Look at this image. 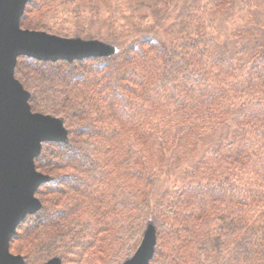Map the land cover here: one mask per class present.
<instances>
[{
    "label": "trees",
    "instance_id": "16d2710c",
    "mask_svg": "<svg viewBox=\"0 0 264 264\" xmlns=\"http://www.w3.org/2000/svg\"><path fill=\"white\" fill-rule=\"evenodd\" d=\"M180 1L28 0L24 29L123 44L18 57L32 111L68 129L35 158L50 180L10 241L24 264H121L148 223L150 264H264V0Z\"/></svg>",
    "mask_w": 264,
    "mask_h": 264
},
{
    "label": "water",
    "instance_id": "95a60500",
    "mask_svg": "<svg viewBox=\"0 0 264 264\" xmlns=\"http://www.w3.org/2000/svg\"><path fill=\"white\" fill-rule=\"evenodd\" d=\"M28 0H0V264H24L10 252V240L28 214L42 206L35 196L50 176L36 169L35 158L45 141H67L68 130L59 118L33 112L27 91L14 72L19 56L42 61L81 60L104 56L103 43L69 39L20 25ZM142 244L124 264H150L156 246L151 225ZM43 264H62L53 257Z\"/></svg>",
    "mask_w": 264,
    "mask_h": 264
},
{
    "label": "rangeland",
    "instance_id": "374dc122",
    "mask_svg": "<svg viewBox=\"0 0 264 264\" xmlns=\"http://www.w3.org/2000/svg\"><path fill=\"white\" fill-rule=\"evenodd\" d=\"M185 0H181L180 1V5H184L185 4V2H184ZM26 8V7H25ZM176 14H177V9L176 10H174V11H172V14H171V19H173L175 16H176ZM171 19L169 18V19H167V18H164L163 19V21H165V26H167V25H169V22L171 21ZM151 21V19L149 18L147 21H145V23L146 22H150ZM242 24V19H241V21H240V23L238 24V25H235V26H233V27H237V26H239V25H241ZM159 26V24L157 25V27ZM88 30H89V28H88ZM46 32V31H45ZM89 32H90V30H89ZM141 34H144V33H142L141 32ZM55 35V34H54ZM58 36V35H57ZM60 37H64V36H60ZM65 38H69V39H82V40H88V41H95V42H99V43H103V44H105V46L109 49V53H111V52H114V51H116V50H119V48H121V46H122V41L121 40H118V39H115V38H112V42H104L102 39H98V38H94V39H84L82 36H77V37H65ZM14 75H15V72H14ZM24 87V86H23ZM47 115H50V114H47ZM51 116H53V115H51ZM59 118V119H61L62 121H63V119L61 118V117H56V116H53V118ZM63 123H64V121H63ZM64 127L66 128V126H65V124H64ZM66 130H68L67 128H66ZM172 181H173V177H169V178H167V179H163V180H161L160 182H159V184L157 185V187H156V189H155V194L157 195L159 192H162V190L163 189H165V187L167 186V185H169V184H172ZM152 224L151 223H148L147 224V226H146V228H145V231H144V234H145V232L150 228L149 226H151ZM153 226V225H152ZM144 234H143V237H144ZM143 237H142V240H143ZM142 240L140 241V243H139V245L136 247V249H135V251H134V253L132 254V255H130L129 257H127L121 264H124L126 261H127V259H129L130 257H132L134 254H135V252L137 251V249L141 246V244H142ZM11 241V240H10ZM56 257H59L60 259H61V257L60 256H56Z\"/></svg>",
    "mask_w": 264,
    "mask_h": 264
}]
</instances>
